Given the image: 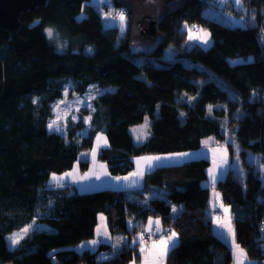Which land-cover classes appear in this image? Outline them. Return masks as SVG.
<instances>
[{"label": "trees", "instance_id": "trees-1", "mask_svg": "<svg viewBox=\"0 0 264 264\" xmlns=\"http://www.w3.org/2000/svg\"><path fill=\"white\" fill-rule=\"evenodd\" d=\"M101 1L105 14L92 0H46L22 13L17 29L0 27V264L138 261L139 229H151L152 218L179 237L167 264L233 263L230 246L213 227L207 158L157 166L141 188L52 187V172L72 169L103 128L109 145L99 158L114 175L131 172L135 156L195 150L208 136L227 143L233 155L232 132L245 177L231 169L216 186L232 209L237 242L264 264V175L247 158L258 153L264 165V0H240V6L225 0L224 10L238 21L233 25L204 14L213 0H159L161 40L150 53L132 50V10L112 0L126 18L122 31L120 19L108 14L109 0ZM201 26L210 29L213 43L187 44L190 30ZM170 45L178 56L163 61ZM68 85L78 95L99 91L85 135L84 115L71 121L66 135L49 128ZM146 117L151 133L136 144L131 128ZM81 164L86 169L90 163ZM173 205L183 206L177 215ZM101 213L127 242L108 257L100 250L79 252L75 247L95 236ZM33 223L10 246L8 235Z\"/></svg>", "mask_w": 264, "mask_h": 264}, {"label": "rangeland", "instance_id": "rangeland-1", "mask_svg": "<svg viewBox=\"0 0 264 264\" xmlns=\"http://www.w3.org/2000/svg\"><path fill=\"white\" fill-rule=\"evenodd\" d=\"M131 10V46L132 50L136 53H150L152 52L158 43L161 40V34L157 29V22L163 15V8L159 0H122ZM92 2L98 3L100 11L104 12V2L101 0H92ZM236 4V0H233ZM225 0H213V4L210 8L204 11V14L210 17H214L218 20L227 22L231 25L238 23L234 17L231 16V13L225 11L224 6ZM109 15L119 18V13L123 10H118L116 7H113L112 0H109ZM237 5V4H236ZM241 5V2H240ZM239 5V6H240ZM114 12V13H113ZM156 21V31L153 36L144 34L142 29L149 27L150 21ZM120 21V20H119ZM111 24H115L118 21L112 20ZM121 24V21L120 23ZM125 26V23H124ZM212 33L207 27H199L197 30H190L188 33L187 44L192 45L194 42L200 43L204 47H209L213 43ZM178 49L174 46H168L163 55V61L173 60L178 56ZM98 90L95 87L91 89L84 95H78L71 91V86L68 85L65 88L64 96L57 100L54 104V115L49 120V125L52 124L53 127L51 130L57 131V128L60 130L58 132L62 134L68 133V127L72 122H77L80 115L83 116L85 121V130H82V133H85L89 130L91 112L93 111V101ZM86 131V132H85ZM131 133L133 134L134 141L136 144L144 142L151 133V119L146 117V119L137 125L132 126ZM228 141L234 147V154L231 155L230 149L227 143H219L216 141L214 136L205 137L202 141V146L195 150L180 151V152H167V153H151L144 154L134 157L135 168L124 175H114L110 172L107 162L99 158V152L102 148L109 145V139L105 132V128L99 130L95 136L94 144L90 149H85L81 152L80 157L72 169L63 171V172H52L50 181L52 187L56 188H66L68 185L74 187L75 191L78 192H88L100 189H132V188H141L145 184V174L157 166L168 165V164H178L185 161H189L196 158H207L211 161L207 171L208 178L204 182L206 186L210 188V204L212 209L213 218V227L214 231L221 235V237L227 242L230 246L233 263L240 264V262H246V259H250L252 264H258L259 260L251 258L247 251L237 242L235 237V225L233 222V212L229 205L224 202L222 192L217 188V182L226 177L228 172L232 169L240 178L245 177V167L243 163V156L241 155V146L238 140L235 138V135L232 132H228L227 135ZM187 154V155H185ZM168 158L161 161H156L154 159L146 158ZM247 158L251 162H255L258 169L264 175V165L259 160V154L255 152H248ZM89 160V166L84 169L81 161ZM152 165L151 168L148 165ZM58 178L53 180V177ZM58 185H63L58 186ZM183 206L173 205V214L177 215L178 212L182 210ZM175 209V211H174ZM38 223H33L27 225L21 229H17L10 234H12L9 241L10 246H12L13 239L12 237H17L18 235L24 232V229L34 228ZM33 226V227H32ZM42 227V225H40ZM159 231L156 232L155 240H158L159 244L157 248L155 246L152 249H155L154 253L163 257V261H160L159 264H166L167 256L172 248L171 242H169L168 249L165 251L163 248L162 242L168 240L172 233L162 234L163 228L158 225ZM156 230V229H155ZM31 231V230H30ZM161 232V233H160ZM27 233V232H26ZM160 235V236H159ZM159 237V238H158ZM174 240L177 244L179 242L178 237L175 235ZM156 241L153 242L155 244ZM141 246H142V242ZM236 245H239V248H236ZM15 247V246H12ZM150 246H142L141 252L143 257L148 254V249ZM240 250H243L242 252ZM116 252H120L116 250ZM249 256V257H248Z\"/></svg>", "mask_w": 264, "mask_h": 264}, {"label": "crops", "instance_id": "crops-1", "mask_svg": "<svg viewBox=\"0 0 264 264\" xmlns=\"http://www.w3.org/2000/svg\"><path fill=\"white\" fill-rule=\"evenodd\" d=\"M213 218H214V215H213ZM150 220L153 222V224L150 227L151 229H154V230L157 229V225L155 223L156 221H159V225L162 226L161 220L159 218H152ZM148 226H149V223H148ZM162 228H163V231H162V233L160 232L161 233L160 235H162L163 233L164 234L175 233L176 236L178 237V234L174 230H172V229L164 230L163 226H162ZM31 229H33V228H31ZM30 230L27 231V233H29ZM155 231H157V230H155ZM27 233L24 231V232H22V234L18 235L17 237H14V238L12 237L13 243H14L12 246L16 247L18 245L19 241L23 237H25L27 235ZM11 236H12V234L8 235L9 241L11 239ZM127 240H128V236L126 234H124V233H113L110 230L106 215L101 213V214H99V217H98V224L96 226L95 236L92 239L81 242L75 248L79 252H83L85 250H90L92 252H95V251L100 250L101 251L100 255H102L104 257H106V256L108 257L110 254L115 253L116 250H118V251L121 250L122 247L124 246V244L127 242ZM158 240H155L156 241L155 244H152V247H150L148 249L149 252H148V254H146L145 257H143V254H142L141 260L131 261L128 264H159L160 261H163L164 260L163 257H160L159 254L154 253L155 249H152L155 245H156L155 248H157V245L159 244ZM178 240H179V237H178ZM94 241H97V243H93ZM166 264H167V260H166ZM246 264H252L250 262V259H246Z\"/></svg>", "mask_w": 264, "mask_h": 264}, {"label": "water", "instance_id": "water-1", "mask_svg": "<svg viewBox=\"0 0 264 264\" xmlns=\"http://www.w3.org/2000/svg\"><path fill=\"white\" fill-rule=\"evenodd\" d=\"M46 0H0V27L17 29L20 25V16L24 12L35 10L42 6ZM156 31V21H150L149 27L142 29L150 37Z\"/></svg>", "mask_w": 264, "mask_h": 264}, {"label": "snow or ice", "instance_id": "snow-or-ice-1", "mask_svg": "<svg viewBox=\"0 0 264 264\" xmlns=\"http://www.w3.org/2000/svg\"><path fill=\"white\" fill-rule=\"evenodd\" d=\"M236 4H237V6H239L240 5V0H236ZM118 15H119L120 21H121V30L123 31V26H124V23L126 22V18H125L123 13H119ZM49 35H51V30H49ZM52 127H53V125L50 124L49 128L51 129ZM59 130L60 129L57 128V131H59ZM185 155H187V154H185ZM146 159H154L156 161H161V160L168 159V158L155 157V158H146ZM148 167L151 168L152 165L150 164V165H148ZM57 179L58 178H56L55 176L53 177L54 181L57 180ZM58 186L62 187L63 185H58ZM174 211H175V209H174ZM155 223L157 225V229L156 230L159 231V227H158L159 221H156ZM152 224H153V222L150 220L149 221V226H151ZM23 231L27 232L28 229H24ZM175 235H176L175 233H172V235L168 238V240L162 242V245H163V248L165 249V251L168 249L169 242H171V246L172 247H175V245H176V242L174 240ZM93 243H97V241H94ZM236 248H239V245H236ZM240 251L242 252L243 250H240ZM240 264H246V262L242 261V262H240Z\"/></svg>", "mask_w": 264, "mask_h": 264}, {"label": "built area", "instance_id": "built-area-1", "mask_svg": "<svg viewBox=\"0 0 264 264\" xmlns=\"http://www.w3.org/2000/svg\"><path fill=\"white\" fill-rule=\"evenodd\" d=\"M260 233H261L260 242L264 248V217L260 221ZM138 236H139V241L142 242V246H150L155 241L156 232L154 229H147L141 227L139 229Z\"/></svg>", "mask_w": 264, "mask_h": 264}]
</instances>
